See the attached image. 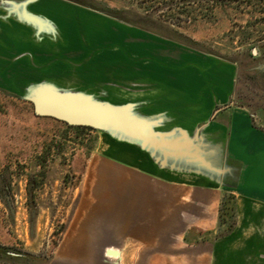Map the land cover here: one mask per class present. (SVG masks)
<instances>
[{
    "label": "crops",
    "instance_id": "obj_1",
    "mask_svg": "<svg viewBox=\"0 0 264 264\" xmlns=\"http://www.w3.org/2000/svg\"><path fill=\"white\" fill-rule=\"evenodd\" d=\"M48 3L64 13L61 19L75 41L67 53H53L66 63L58 72L106 102L137 104L144 116H163L161 130L182 128L202 138L215 153L212 159H219L217 172L176 171L120 142L115 160L93 167L94 189L85 193L72 229L79 233L72 244L75 255L85 264H264V131L234 100L236 67L140 28L116 26L115 42L131 47L107 53L97 30L84 25L85 34L95 37L81 46L82 37L76 40L81 27L70 23L75 11L55 0ZM7 10L0 0V67L22 64L15 57L30 48L39 63L43 44L33 38L36 29ZM99 17L94 20L102 23ZM14 69V81L27 79L21 67ZM11 80L0 74V87L19 86ZM227 194L235 199L236 225L225 238L203 242L198 234L213 235L222 227Z\"/></svg>",
    "mask_w": 264,
    "mask_h": 264
},
{
    "label": "rangeland",
    "instance_id": "obj_2",
    "mask_svg": "<svg viewBox=\"0 0 264 264\" xmlns=\"http://www.w3.org/2000/svg\"><path fill=\"white\" fill-rule=\"evenodd\" d=\"M27 1H31L26 6L28 13L48 19L53 27H40L21 18L19 5ZM47 1L51 0H3L7 11L36 29L33 38L43 44V59L35 63L30 48L15 57L22 64L0 67L4 68L0 74L12 76L9 84L19 83L17 87H0V264H85L75 255L72 244L79 233L72 229L85 193L94 189V165L115 160L114 148L121 146V141L104 131L39 117L27 99L35 86L52 84L61 91L86 93L106 101L99 93L77 88L75 82L68 81L67 72L57 71L66 63L53 53H67L75 41L69 39L67 22L63 24L67 20L61 19L64 13L52 9ZM55 1L75 11L70 23L78 31L81 27L82 35L76 38L82 37L81 46L92 44L95 37L85 34V25L106 41L102 52L130 49L120 39L115 42L116 26H125L233 64L234 100L248 109L253 126L264 131V0ZM97 16L107 24L96 22ZM33 44L30 42L31 47ZM14 67L22 68V77L28 73L27 79L14 81ZM237 220L235 199L227 194L220 212V230L198 235L203 242L225 238Z\"/></svg>",
    "mask_w": 264,
    "mask_h": 264
},
{
    "label": "water",
    "instance_id": "obj_3",
    "mask_svg": "<svg viewBox=\"0 0 264 264\" xmlns=\"http://www.w3.org/2000/svg\"><path fill=\"white\" fill-rule=\"evenodd\" d=\"M29 2L19 5L23 9L21 18L40 27L44 24L53 27L48 19L28 13ZM27 99L33 103L37 116L104 131L118 141L140 147L162 168L194 173L218 170L215 166L219 159H212L215 153L207 149L202 138L192 137L179 127L161 130L166 119L140 114L137 104L115 106L86 93L61 91L52 84L35 86ZM109 253L116 254L114 251Z\"/></svg>",
    "mask_w": 264,
    "mask_h": 264
},
{
    "label": "trees",
    "instance_id": "obj_4",
    "mask_svg": "<svg viewBox=\"0 0 264 264\" xmlns=\"http://www.w3.org/2000/svg\"><path fill=\"white\" fill-rule=\"evenodd\" d=\"M108 15V14H107ZM108 16H110V15H108ZM110 17H112V16H110ZM80 128H86V129H91V130H93L92 128H88V127H80Z\"/></svg>",
    "mask_w": 264,
    "mask_h": 264
}]
</instances>
